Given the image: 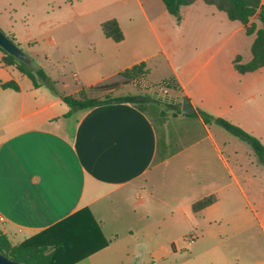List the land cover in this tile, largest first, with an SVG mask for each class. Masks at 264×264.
I'll return each instance as SVG.
<instances>
[{
  "label": "crops",
  "instance_id": "0c3cea01",
  "mask_svg": "<svg viewBox=\"0 0 264 264\" xmlns=\"http://www.w3.org/2000/svg\"><path fill=\"white\" fill-rule=\"evenodd\" d=\"M23 1L0 0V27L9 34H13L12 9ZM59 1L64 5L70 2L76 14L52 19L57 30L66 33L62 43L56 44L63 50L58 58L75 65L70 71L75 82L72 91L35 86L31 78L24 87L27 75L16 65L6 64L5 53L0 52V228L18 244L89 208L98 224L93 230L96 240H106L107 244L73 264H134L126 257H130L137 221L157 217L160 233L185 223L189 230L199 224L197 217H203L204 212L209 211L205 219L211 218L224 194L233 199L235 187L242 190L212 131L216 123L206 124L200 110L245 126L237 120L240 112L234 111L246 102L250 88L262 87L264 66L253 72L238 71L234 64L237 56L244 63L252 58V51L249 59L240 53L245 42L242 33L253 37L250 49L255 36L247 34L240 21L203 0L184 6L180 22L163 0H90V5L78 0V10L73 0ZM105 11L109 17L101 18ZM95 14L99 17H90ZM113 18L125 35L120 42L107 38L102 29V23ZM187 27L197 33V47L192 51L181 50L179 43L180 32ZM233 38L230 49L216 47ZM155 40L160 51L153 50L157 48ZM16 42L22 46L17 38ZM157 56L165 59L170 76L176 77L181 90L167 88L165 94V88L160 87L161 91L152 96L171 97L172 103L179 100L182 105L188 98L206 135L182 137L174 154L154 164L156 129L136 104L106 103L66 115L70 107L63 95L103 83L142 61L147 63L149 75V60ZM9 81L19 88L1 86ZM176 116L186 115L181 112ZM173 162L176 174L168 182L162 175ZM250 184L255 182L250 180ZM210 195L217 197L213 204L199 211L193 209L195 202ZM170 214L177 219L168 225L165 221ZM240 219L248 224L247 212H241ZM157 234L150 231L145 235L149 247L146 259L172 262L171 254L177 252L175 242L182 235L173 239L171 253L167 240L152 243ZM17 238L20 240L15 241ZM194 239L191 237L188 244Z\"/></svg>",
  "mask_w": 264,
  "mask_h": 264
},
{
  "label": "rangeland",
  "instance_id": "374dc122",
  "mask_svg": "<svg viewBox=\"0 0 264 264\" xmlns=\"http://www.w3.org/2000/svg\"><path fill=\"white\" fill-rule=\"evenodd\" d=\"M73 1L74 6L78 10L80 6L78 4L80 3H78V0ZM83 4L90 5L91 3L90 0H84ZM72 15L76 14L72 11L70 2L64 5L59 0H24L21 4L19 2L15 3V9H12V35H15L22 42V50L34 60L35 65H40L44 68L53 84V89L48 85L44 86L49 90L68 93L75 88V82L70 73L75 65H70L63 59L59 60L58 54L61 53L60 51L63 52V50H59L56 47V44L62 43V36H65L66 33L58 31L52 22V19H67ZM109 15V11H105L101 14V18H107ZM90 17L97 18L99 14L90 15ZM187 28L180 32L179 43L181 50L192 51L197 47L195 38L197 33L192 31L191 27ZM1 29L10 36L5 28L2 27ZM242 36L245 42L243 47L240 48V53L243 57L249 59L251 57L250 44L253 37L247 36L245 33H242ZM234 41L235 38L231 41L227 40L226 44L223 45L218 43L216 47L228 50L234 44ZM154 43L157 48L153 50L160 51L161 46L156 40ZM248 43L249 47L247 48ZM171 59L176 63L175 56H171ZM149 65L151 73L146 78L152 84H156L161 79L171 75L170 67L162 56L151 58ZM262 78L263 80H260L262 87L258 90L250 88L246 102L238 107V111L234 112H240V118L236 119H240L244 123V129L260 137L264 142V77ZM30 83L31 79L25 76L24 87H27ZM160 91V87H153L149 91L142 90L133 82H130L116 89L89 90L87 94L90 97L106 99L127 94L144 93L153 95L154 92ZM156 97L160 98L159 96ZM162 100L169 117L168 134L170 133L173 147H175L178 142L176 140L178 130L184 129L185 126L194 123V121L192 118L173 115L174 111L169 110L170 108L167 105V103L173 102L171 97L162 98ZM177 102L180 101L178 100ZM212 131L224 148L235 174L238 175L242 183V190L235 187L236 191L233 199L224 194L225 198L222 203L217 210L209 215L211 218L205 219L204 216H207L209 211L204 212L203 217H197L199 224L189 230H187L185 223L184 226L179 224L177 227L163 229L162 233H160V224L157 217L137 221L135 234L132 237L130 257H126L127 262L134 261V264H161L150 262L145 255L149 249L145 244L147 238L145 235L153 231L158 234L154 235L152 243L159 239L162 241L167 240L171 253L173 252L171 247L173 239L182 235L175 242L177 252L171 254L173 256L172 262L165 264H264V161L261 160L248 142L231 134L223 127L216 124L212 127ZM165 168V172L162 175L163 179L171 182L170 180L176 174L174 172L175 162ZM250 180H253L255 184L251 185ZM241 212H247L248 224H244L240 219ZM176 219L177 216L175 215H167L165 224L169 225ZM191 237L195 239L192 244H188ZM19 240L20 238H17L15 241ZM152 247H155L154 244Z\"/></svg>",
  "mask_w": 264,
  "mask_h": 264
},
{
  "label": "trees",
  "instance_id": "16d2710c",
  "mask_svg": "<svg viewBox=\"0 0 264 264\" xmlns=\"http://www.w3.org/2000/svg\"><path fill=\"white\" fill-rule=\"evenodd\" d=\"M168 11L178 22L182 19V8L190 5L197 0H163ZM208 4L215 5L218 9L225 11L232 20H238L245 25L246 32L254 35V41L251 46L252 58L248 62H241V56L234 60L235 67L241 73L253 72L264 66V2L262 0H203ZM102 29L107 38L116 42L124 39V32L116 19H108L102 23ZM16 42V38L9 36ZM17 43V42H16ZM20 46L19 43H17ZM5 53L4 62L9 65H16L24 74L32 79L35 86L41 84L48 85L53 89L50 77L44 68L35 65L34 60L30 58L25 61L3 47H0ZM149 72L147 63L142 61L121 72L115 77L98 85L82 88L77 94L63 95V100L69 105L70 110L66 113L71 116L77 111H86L100 104L115 102H131L136 104L152 120L157 133V150L153 163H159L168 156L174 154L179 148V140L186 139L192 134L206 135V131L198 125L197 113L188 114L184 117L192 118L194 123L179 129L176 133L178 142L173 147V141L168 134L166 123L169 121L167 109L164 107V101L149 94H127L114 98L101 99L99 97H90L87 92L93 89H116L123 84L133 82L138 88L148 90L152 87L168 88L174 91L181 90L176 77L170 76L156 84L147 80ZM119 77V79H118ZM122 77V79H120ZM78 81V80H77ZM4 88H16L18 85L14 81L2 82ZM87 94V95H86ZM189 101L188 98H185ZM169 110H173V115L181 114V102L167 103ZM201 116L206 124L216 123L225 128L231 134L248 142L264 161V142L260 137L250 133L242 126L230 121L225 117H215L205 111L200 110ZM177 117V116H176ZM217 200L215 195L204 197L193 204L195 211L213 204ZM98 229V224L92 216L89 208H84L54 226L43 230L42 232L31 236L21 243H13L8 235L0 228V252L8 257L19 261L21 264H73L78 260L94 253L107 244V241H97L94 229ZM95 229V230H96ZM96 232V231H95Z\"/></svg>",
  "mask_w": 264,
  "mask_h": 264
},
{
  "label": "water",
  "instance_id": "95a60500",
  "mask_svg": "<svg viewBox=\"0 0 264 264\" xmlns=\"http://www.w3.org/2000/svg\"><path fill=\"white\" fill-rule=\"evenodd\" d=\"M0 47H3L8 52L12 53L13 55L22 58L25 61H29L30 57L26 55V53L22 50L20 46L10 38L1 28H0ZM196 110L193 108L192 104L184 100L182 105V114H194ZM0 264H21L19 261H16L4 253L0 252Z\"/></svg>",
  "mask_w": 264,
  "mask_h": 264
},
{
  "label": "built area",
  "instance_id": "2783aa9c",
  "mask_svg": "<svg viewBox=\"0 0 264 264\" xmlns=\"http://www.w3.org/2000/svg\"><path fill=\"white\" fill-rule=\"evenodd\" d=\"M164 93H165V94L168 93V89H167V88L164 89Z\"/></svg>",
  "mask_w": 264,
  "mask_h": 264
}]
</instances>
